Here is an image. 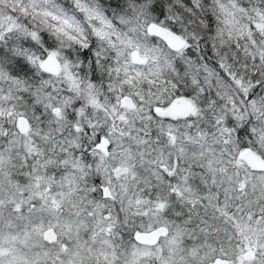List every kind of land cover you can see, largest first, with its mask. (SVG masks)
<instances>
[{"label":"snow or ice","instance_id":"snow-or-ice-1","mask_svg":"<svg viewBox=\"0 0 264 264\" xmlns=\"http://www.w3.org/2000/svg\"><path fill=\"white\" fill-rule=\"evenodd\" d=\"M0 264H264V0H0Z\"/></svg>","mask_w":264,"mask_h":264}]
</instances>
